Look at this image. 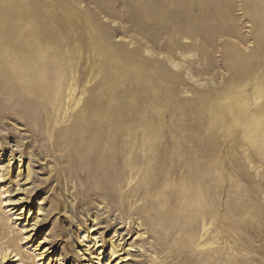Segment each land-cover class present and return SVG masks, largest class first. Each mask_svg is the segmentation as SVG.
<instances>
[{
  "label": "rangeland",
  "instance_id": "obj_1",
  "mask_svg": "<svg viewBox=\"0 0 264 264\" xmlns=\"http://www.w3.org/2000/svg\"><path fill=\"white\" fill-rule=\"evenodd\" d=\"M0 173V264H264V0H0Z\"/></svg>",
  "mask_w": 264,
  "mask_h": 264
},
{
  "label": "bare ground",
  "instance_id": "obj_2",
  "mask_svg": "<svg viewBox=\"0 0 264 264\" xmlns=\"http://www.w3.org/2000/svg\"><path fill=\"white\" fill-rule=\"evenodd\" d=\"M11 63V62H10ZM9 63V64H10ZM8 64V63H7ZM16 64V63H15ZM11 65H13V64H11ZM33 66V65H32ZM34 68H35V66H33ZM28 68H30V67H27V65H26V63H23L22 61H20V63L18 64V65H14L13 67L11 66V71L9 72V74H10V76L14 79V81H15V83H19V84H21L22 86H24V90H25V92H27V93H34V91H35V83L36 82H38L39 80H45V75L43 74V73H41V72H37L36 70V72H35V74H36V77H35V83H33L34 81H33V76H32V74H30L31 76H28L29 75V71H28ZM30 69H32V68H30ZM31 73V72H30ZM33 73V72H32ZM34 74V73H33ZM16 77H15V76ZM28 76V77H27ZM32 78V79H31ZM63 79V78H62ZM61 81V78L59 79V78H57V84L59 83ZM63 81V80H62ZM61 81V82H62ZM34 84V85H31V84ZM63 84V83H62ZM10 85V84H9ZM57 90H58V86L57 87H54V90L53 91H56L57 92ZM59 93V92H58ZM87 117V116H86ZM86 117H84V119L86 118ZM88 118V117H87ZM107 130V129H106ZM106 142H108L109 144H110V146L111 147H114L115 149H116V151L118 152L120 149L121 150H123V152H124V156L126 157H128V156H130V152H131V150H130V147H131V145H129V143L127 142V141H114L113 143L111 142V140H105ZM56 144H58V141H56ZM105 144V142L104 141H102V140H100V139H92V140H87V141H80V142H75V144L74 145H76L75 147H74V150H78L77 151V154L79 155V158H81V159H83V158H88V159H92L91 161H90V163H88V164H85L84 166H83V170L85 169V168H87V174H88V176L90 175V174H92L91 173V171H93V170H96V168H95V166H97V161L96 160H94V157H93V152H95V151H99L100 150V148H101V146H103ZM58 147H60L61 146V144L59 143L58 145H57ZM108 146V145H107ZM88 155V156H87ZM117 156V155H116ZM115 156V157H116ZM112 163H113V161H112ZM77 166V165H76ZM148 171H149V169H148ZM109 169H102V172L101 173H103L105 176H108V174H109ZM3 174H1L0 173V177L2 176ZM105 178H107V177H105ZM128 184V182H126V185ZM100 186L102 187V192L105 194H107L110 198L113 196V192H114V190H115V185L113 184H111V183H107V182H104V183H102V184H100ZM134 189V190H136V192H135V194L136 193H138L139 192V194H140V190L142 189V186H137V187H133V186H131V189ZM157 187H156V184L153 182V181H149V183H148V186L146 187V191H145V193H144V195H142L141 194V196H143L142 197V199H145L146 198V200L143 202L144 204H142L143 206L142 207H140V208H138V210L137 211H134L133 212V214L135 213V214H140L139 216H141V217H143L144 219H148L150 222H151V224L154 226L155 224H157L158 223V220H157V218H153V217H151L150 216V212H148L147 211V207L149 206V205H152L153 203H154V200L152 199L153 197L152 196H155L156 197V195H158V191H157V189H156ZM5 192V191H4ZM130 193H133V191L131 190V191H129V192H126V194L128 195H131ZM167 195H168V197H169V199H170V197L172 196V194L170 193V192H168L167 193ZM140 196V195H139ZM189 198V197H188ZM22 200V199H21ZM170 202V204L168 205V207L170 208V206H173V201H169ZM115 204H117L116 202H115ZM168 204V200H167V202H166V205ZM168 208V216H170V217H172V214H171V209H169ZM118 209V208H117ZM119 209H121V211L123 210V209H125L126 210V207H122V206H119ZM143 215V216H142ZM149 215V216H148ZM199 223V222H198ZM197 225V224H196ZM133 232V229H128L127 230V232H126V235H128V234H131ZM194 232V231H193ZM199 234V233H198ZM120 235H122V234H120ZM125 235V236H126ZM125 236H123L122 237V239H124V237ZM94 239V238H93ZM10 243L12 244V242H9V244L8 245H10ZM173 246H168V247H171V248H173V247H175L176 245H177V243H175V244H172ZM113 255L114 254H116V250H115V248H114V250H113ZM6 255V254H5ZM172 255V254H171ZM238 256V255H237ZM204 258H205V261H203V263L204 264H215V261L214 262H211V260H209V259H207V256L206 255H204L203 256ZM221 259H222V261H223V263L222 264H231V263H233L232 262V259H231V257H222V255H221ZM183 264H197V258L196 257H190V258H183ZM241 261V260H240Z\"/></svg>",
  "mask_w": 264,
  "mask_h": 264
}]
</instances>
